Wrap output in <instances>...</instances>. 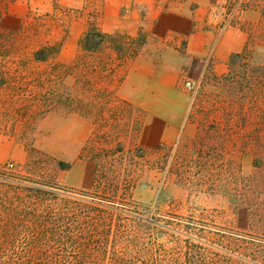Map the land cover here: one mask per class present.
Returning <instances> with one entry per match:
<instances>
[{
  "label": "rangeland",
  "instance_id": "obj_1",
  "mask_svg": "<svg viewBox=\"0 0 264 264\" xmlns=\"http://www.w3.org/2000/svg\"><path fill=\"white\" fill-rule=\"evenodd\" d=\"M200 1L0 0V264H264V0Z\"/></svg>",
  "mask_w": 264,
  "mask_h": 264
},
{
  "label": "crops",
  "instance_id": "obj_2",
  "mask_svg": "<svg viewBox=\"0 0 264 264\" xmlns=\"http://www.w3.org/2000/svg\"><path fill=\"white\" fill-rule=\"evenodd\" d=\"M199 4H200V0ZM225 0L218 1L217 3H210L209 5H205L206 7L222 4ZM248 40L247 33L240 26H228L223 28L218 38L216 39L214 51L216 54H219L220 51L224 53V58L227 60L230 55L241 51L246 42Z\"/></svg>",
  "mask_w": 264,
  "mask_h": 264
},
{
  "label": "trees",
  "instance_id": "obj_3",
  "mask_svg": "<svg viewBox=\"0 0 264 264\" xmlns=\"http://www.w3.org/2000/svg\"><path fill=\"white\" fill-rule=\"evenodd\" d=\"M238 3H237V6H239V7H243V8H247V7H249L248 5H249V3H247L246 1H244V0H239V1H237ZM241 28L242 29H244V27H242V25H241ZM85 38V37H84ZM163 146H165L163 143H161L160 145H158V147H156V149L158 150V149H161V148H163ZM141 150V149H140Z\"/></svg>",
  "mask_w": 264,
  "mask_h": 264
}]
</instances>
